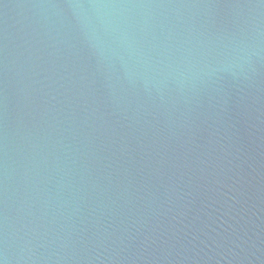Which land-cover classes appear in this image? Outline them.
I'll return each instance as SVG.
<instances>
[{
    "label": "water",
    "instance_id": "obj_1",
    "mask_svg": "<svg viewBox=\"0 0 264 264\" xmlns=\"http://www.w3.org/2000/svg\"><path fill=\"white\" fill-rule=\"evenodd\" d=\"M0 264H264V0H0Z\"/></svg>",
    "mask_w": 264,
    "mask_h": 264
}]
</instances>
